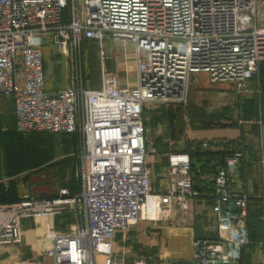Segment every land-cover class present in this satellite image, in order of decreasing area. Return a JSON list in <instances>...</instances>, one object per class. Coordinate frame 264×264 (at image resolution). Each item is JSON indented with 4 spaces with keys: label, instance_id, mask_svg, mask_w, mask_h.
Returning <instances> with one entry per match:
<instances>
[{
    "label": "built area",
    "instance_id": "obj_1",
    "mask_svg": "<svg viewBox=\"0 0 264 264\" xmlns=\"http://www.w3.org/2000/svg\"><path fill=\"white\" fill-rule=\"evenodd\" d=\"M259 0H0V96L11 97L16 131L75 135L79 138L76 176L79 193L66 189L55 199L22 201L0 210V247L22 240L23 219L71 211L74 232L52 234L45 256L51 264H112L114 235L144 221H171L188 210L193 190L188 154H169L170 186L151 192L143 109L148 104L183 106L192 79L231 84L237 92L258 76L264 62V20ZM58 35L77 49L84 40L105 37L134 47L136 85L120 89L102 75L99 90L76 85L44 88L43 59L37 43ZM101 55L103 52L101 51ZM201 148L215 152L207 142ZM241 153L224 159L208 195L217 219L215 239H193L192 264H238L249 244L247 198L233 194L230 176ZM264 206V194L262 196ZM227 204L223 206L222 202ZM233 205L237 211L232 212ZM264 222V214L260 217ZM264 250V239L260 242ZM135 264H144L137 261Z\"/></svg>",
    "mask_w": 264,
    "mask_h": 264
},
{
    "label": "crops",
    "instance_id": "obj_2",
    "mask_svg": "<svg viewBox=\"0 0 264 264\" xmlns=\"http://www.w3.org/2000/svg\"><path fill=\"white\" fill-rule=\"evenodd\" d=\"M259 13L260 18L264 20V6L259 8ZM43 41L42 39L41 45L37 47L42 53L44 88L52 92L74 87L68 56L60 54L55 46ZM100 45V51L95 42L88 43L83 50L84 71L87 73V80L93 83L86 88L83 81V86L86 89L99 90L102 86V75L106 73L117 79L120 89L134 87L136 85L134 47L127 41H112L109 37H105L104 44ZM61 69L67 71L66 84L55 88L46 85V80L53 79ZM212 84L218 85L209 90L210 93L194 92L188 103V109L193 108L194 114L198 112L199 116L196 115L194 120L197 128L191 131L187 138L191 141L190 143L226 141L241 144V157L237 161L236 168L231 169L230 173L234 181L231 191L233 194L247 198L246 219L249 244L244 249L242 260L238 264H254L256 258L261 256L260 242L264 239V222L260 220L264 214L261 199L264 194V62L259 66L256 79L247 81L242 92H237L228 83ZM169 154H173L172 151L164 155L166 164ZM178 154H187V152ZM67 157L68 151L64 156H59L54 147L43 146L38 140L31 137L27 139L18 134L12 98L0 96V193L13 190L11 187L13 184H16L15 189L18 190L21 178L40 176L43 171ZM202 162L206 164L218 162L219 164L213 167L203 166L199 171L195 170L203 172L198 179H192L193 190L198 193V196L188 200V210L184 214L177 210L171 221L159 223V227L155 228L158 241H155L154 246L163 249L158 251L157 258L165 264H192L167 249L170 241L179 238L192 241L195 238L215 239L216 237L217 219L212 212L213 202L208 193L213 186V179L220 162L215 160ZM26 196L23 195V197ZM17 197L23 198L20 195ZM222 204L225 206L227 202L223 201ZM53 223L54 220L50 216L23 219L20 228L21 248L24 253L20 254L18 251L15 254L16 257L10 256L8 259L20 258L22 261L24 259L22 257H25L31 261L29 264L44 262L51 264L49 258L43 257L50 247V242L45 245L41 239L50 233ZM138 231L140 229H134L132 232ZM123 240H125L124 236L114 235L113 245L121 244ZM23 263L18 262V264Z\"/></svg>",
    "mask_w": 264,
    "mask_h": 264
},
{
    "label": "rangeland",
    "instance_id": "obj_3",
    "mask_svg": "<svg viewBox=\"0 0 264 264\" xmlns=\"http://www.w3.org/2000/svg\"><path fill=\"white\" fill-rule=\"evenodd\" d=\"M259 1V8H261L264 6V0ZM259 17L261 16L259 15ZM43 40V42H49L50 45L55 46L60 54L68 56L70 60L68 63L70 75L74 85H76L77 75H79V77L82 75L86 88L93 85L90 80H87L88 76L84 71L85 59L82 53L87 44L91 42H95L100 51L101 45L99 42L84 40L81 46L75 49L69 41H66L58 35H45L43 36ZM102 44H104V40ZM37 45H41L40 42H38ZM50 49H52V47H50ZM61 63H63V60H61ZM67 75V71L61 69L53 79L46 80V85H50L52 88L61 87L66 84ZM217 85L218 84L210 83L206 74H196L192 79L186 105L177 107L158 104L145 105L143 109V122L149 152L147 163L150 169L149 187L151 192H164L170 186V176L167 170L166 157L164 155L170 151H172L173 154L186 152L190 145L191 141L188 140L187 135L197 128L194 120L196 115L199 116L197 111V113L194 114L193 108L188 109V103L194 92L203 91L210 93L209 90L214 89ZM25 137L27 139L31 137L38 140L43 146L54 147L56 149V154L59 156H64L68 151V157L56 162L55 166L46 169L40 176H26L21 178L22 181H20L21 183L18 190L15 189L16 184L11 186L13 187V191H17L15 192L16 195H20L21 197L27 195L35 200H43V198L55 199L63 189H66L70 196L78 194L79 183L76 170L78 165L77 153L79 150V138L75 135L63 134L26 135ZM5 206L6 205H0V210L3 211ZM50 217L53 218L54 225L51 227L50 233L41 239L45 245H48L49 238L52 234H67L74 232L79 218L71 211H66L60 215ZM164 222L165 221L150 222L142 220L127 231L116 232L115 235L124 236L125 240H123L124 242L121 244L113 245L112 264H135L137 261H143L144 264H165L157 258L158 251H163V249L159 246H154L155 241H158L157 235H155V231H157L155 228L159 227V223ZM134 229H140L141 232L138 231L134 233L132 232ZM136 236L139 238L136 239ZM192 243L193 240L187 241L182 238L174 239L170 241L167 249L177 253V257H183L191 262L193 256ZM21 245L22 240L19 244L14 246L0 247V264H18V262H24L23 264L31 263V261L27 260L25 257H22V259L24 258L22 261L20 258L8 259L10 256L16 257L17 255L15 254H17L16 252L18 251L20 254L24 253ZM44 255L43 257H46ZM260 255L261 256H258L254 261V264H264V250L261 251ZM174 257L176 256L174 255ZM94 260L95 264H102V258L95 256ZM42 264L47 263L44 262Z\"/></svg>",
    "mask_w": 264,
    "mask_h": 264
},
{
    "label": "trees",
    "instance_id": "obj_4",
    "mask_svg": "<svg viewBox=\"0 0 264 264\" xmlns=\"http://www.w3.org/2000/svg\"><path fill=\"white\" fill-rule=\"evenodd\" d=\"M256 79V78H255ZM186 105V104H185ZM177 107V106H176ZM201 143H190L186 150L190 163H191V177L192 179H198L203 174L202 171L196 172L194 164L202 161H219L220 165L224 164V159L233 155L235 150L241 151V144L226 141L218 142H207L211 147L215 148L216 151H207L201 148ZM213 186L210 188L208 195L211 193ZM15 191L8 190L5 193H0V205H13L20 202ZM244 252V251H243ZM243 257V253H242ZM242 260V258H241Z\"/></svg>",
    "mask_w": 264,
    "mask_h": 264
},
{
    "label": "bare ground",
    "instance_id": "obj_5",
    "mask_svg": "<svg viewBox=\"0 0 264 264\" xmlns=\"http://www.w3.org/2000/svg\"><path fill=\"white\" fill-rule=\"evenodd\" d=\"M151 206L150 204L145 205L142 209H141V215L140 218L141 220L146 219L148 216L152 215V211H151ZM97 257L102 258V264H104V257L102 255H96Z\"/></svg>",
    "mask_w": 264,
    "mask_h": 264
},
{
    "label": "water",
    "instance_id": "obj_6",
    "mask_svg": "<svg viewBox=\"0 0 264 264\" xmlns=\"http://www.w3.org/2000/svg\"><path fill=\"white\" fill-rule=\"evenodd\" d=\"M219 163L218 162H212L209 164H206L204 162H199V163H195L194 164V168L195 170L199 171L203 166H208V167H213V166H217ZM232 169H235L236 167H231ZM230 209L232 212H235V207L233 205L230 206Z\"/></svg>",
    "mask_w": 264,
    "mask_h": 264
}]
</instances>
